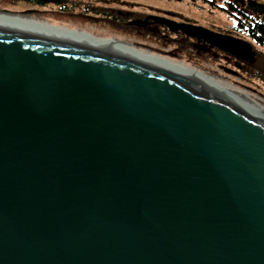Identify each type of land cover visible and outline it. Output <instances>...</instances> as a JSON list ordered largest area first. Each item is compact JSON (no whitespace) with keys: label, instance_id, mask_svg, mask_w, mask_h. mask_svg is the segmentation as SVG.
I'll return each instance as SVG.
<instances>
[{"label":"water","instance_id":"obj_1","mask_svg":"<svg viewBox=\"0 0 264 264\" xmlns=\"http://www.w3.org/2000/svg\"><path fill=\"white\" fill-rule=\"evenodd\" d=\"M150 17L254 61L201 24L129 25ZM0 264H264V102L147 44L1 5Z\"/></svg>","mask_w":264,"mask_h":264},{"label":"rangeland","instance_id":"obj_2","mask_svg":"<svg viewBox=\"0 0 264 264\" xmlns=\"http://www.w3.org/2000/svg\"><path fill=\"white\" fill-rule=\"evenodd\" d=\"M27 1L0 0V6L16 7L32 12L35 11L41 14H47L66 21L69 20L88 27L91 26L99 30L102 29L106 32L114 33L123 38L126 37L132 41H137L145 45L147 44L155 49L171 53L190 63L192 62L200 67H204L211 72L218 73L219 75L227 77L233 82H237L246 88L248 87L253 90L254 93H256L264 102V79L257 76L258 74L264 75V43H259L247 36L242 38L236 34H231L232 37L244 40L246 39L248 42L252 40L250 41L251 43H249L253 45L252 49L253 53H255L253 59L254 61L249 58H244V61L237 59L240 69L236 70L237 67L234 65V62H230L226 58H221V56L228 52L227 50L222 49L224 51L221 52L217 46V48L212 50V52L199 50V45H191V42L187 40L189 36H187L184 32L176 33L170 31L166 26H164V29L166 28L167 31H164V33L142 30L145 28L144 26L138 27L135 25V28V26L132 27L126 24L122 25L106 18V15L108 16L111 13H113V16H116L117 14L115 11L118 10L121 12L122 9L127 10V12L124 14L122 12V14L118 15L120 17L123 15L127 17L130 16V14H132V16L133 14L144 16L146 13L153 15H156V13L160 15H167V13H163V11L169 8L176 13H174V17L166 16V18L168 17L176 21L186 22L188 24L199 23L198 25L201 24L205 27L206 25H212L213 28L211 27V29L219 31V28H223L222 30L224 33L230 35L226 29L227 26L234 23L235 19L229 17L227 15L228 12L218 10L215 6L205 2V0H197L196 2L187 0V3H183L178 0H44L45 4L38 2L30 3ZM61 5L72 6L75 13L71 12L69 7V9L67 8L65 9V12H63V10L60 9ZM85 7L89 10L88 14L97 15L98 17H86L81 14L79 11L85 10ZM105 7L106 9H104ZM109 7L113 8L115 11ZM255 10L258 9L255 8ZM183 17L189 19H183ZM115 19H117V17ZM168 31L170 32L167 34ZM192 38L195 40L197 39L196 37ZM229 60L233 61L232 59ZM233 70L236 71L234 72Z\"/></svg>","mask_w":264,"mask_h":264},{"label":"flooded vegetation","instance_id":"obj_3","mask_svg":"<svg viewBox=\"0 0 264 264\" xmlns=\"http://www.w3.org/2000/svg\"><path fill=\"white\" fill-rule=\"evenodd\" d=\"M191 1L196 2L197 0H191ZM205 2H207L208 4H211L212 6H215L220 11L228 12L227 15L229 17H231L232 19H235L234 23L232 25L227 26V29H226L230 33V35L236 34L237 36H241L242 38L247 36L248 38L251 39L252 36L249 33H246L248 31V29L251 28V27L247 26L248 23H250L252 25L253 21L257 20L260 23L264 24V12H261L259 10L254 9L255 7L259 6L260 8H263V11H264V0H256V1L255 0L254 1H252V0H205ZM163 13H167V15L162 14L164 16L174 17V13H176V12L173 11L172 9L168 8L167 10H164ZM148 15H150V13H146L144 16H139L138 14H133V16H131V14H130V16H127V21L128 20H134L135 18L145 19V17ZM183 19H189V18L183 17ZM148 20H149V22L145 25V28L142 30L155 31V32L157 31L159 33H164V31H167L166 28L164 29V25L155 23L151 17ZM240 20L243 21V22H241L242 24L239 22ZM195 23H197V22H195ZM206 27H208L210 29H211V27L213 28L212 25H206ZM222 29L219 28V32L223 34L224 31ZM169 32L170 31H168L167 34ZM178 32H181V31H178ZM178 32H176V33H178ZM252 39L255 40L254 38H252ZM187 40L191 42V45L192 44L199 45L198 48H199V50H202V51L205 50L208 52H212V50L217 48L216 46H212L210 48V45L208 43H206L204 40L199 41L197 39L196 40L193 39L192 37L187 38ZM250 41H252V40H250ZM218 49L221 50V52L224 51L221 48H218ZM221 58H223V59L226 58V59H228V61L234 62V65H236V67H237L236 70L240 69L237 59H240V60L244 59V58H241L239 56L232 55L228 52L226 54H224L223 56H221ZM229 59H232L233 61H231ZM236 70H233V71L235 72Z\"/></svg>","mask_w":264,"mask_h":264},{"label":"trees","instance_id":"obj_4","mask_svg":"<svg viewBox=\"0 0 264 264\" xmlns=\"http://www.w3.org/2000/svg\"><path fill=\"white\" fill-rule=\"evenodd\" d=\"M27 2H30V3L38 2V3L45 4L44 0H28ZM66 6L61 5L60 6V9L63 10V12H65V9H67L69 7L70 10H71V12H74L75 11L72 6H67V7ZM109 8H107V9L108 10L113 9V8H110V9ZM104 9H106V7ZM88 11L89 10L85 7V10L79 11V12H81V14L85 15L86 17H89V16L98 17L97 15L88 14ZM113 11H115V10L113 9ZM115 12H116V14L119 13L118 10H116ZM121 12L126 13L127 10L122 9ZM116 17H117V19H115ZM119 17L120 16H117V15L116 16L115 15L113 16V13H111L108 16L106 15V18L107 19H110L113 22H118V23H120L122 25L123 24L129 25V21H127V17H125L124 15L122 17H120V18ZM118 18L121 20V22H120V20ZM239 22L241 23L243 21L240 20ZM247 26H249L251 28L248 29V31L246 33H249L252 36V38H254L255 40H257L258 42L264 43V24H262L259 21L255 20V21H253L252 25L250 23H248ZM257 76H259L260 78H263L264 79V75H262V74H258Z\"/></svg>","mask_w":264,"mask_h":264},{"label":"bare ground","instance_id":"obj_5","mask_svg":"<svg viewBox=\"0 0 264 264\" xmlns=\"http://www.w3.org/2000/svg\"><path fill=\"white\" fill-rule=\"evenodd\" d=\"M175 1H177V0H175ZM178 1H182L183 3H187V0H178ZM119 13L117 14V16L119 15V14H122V12H120V11H118ZM124 14V13H123ZM131 16H132V14H131ZM164 16V15H163ZM166 17V16H165ZM120 18V17H119ZM118 18V19H119ZM120 20V19H119ZM121 21V20H120ZM131 26V25H130ZM135 26V25H134ZM134 26H132V27H134ZM139 27V26H138ZM174 32V31H173ZM182 32V31H181Z\"/></svg>","mask_w":264,"mask_h":264}]
</instances>
